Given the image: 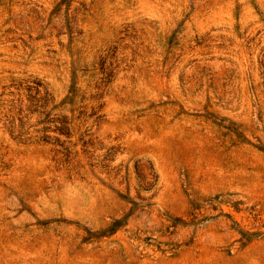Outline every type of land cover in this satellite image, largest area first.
Returning <instances> with one entry per match:
<instances>
[{"label": "rangeland", "instance_id": "1", "mask_svg": "<svg viewBox=\"0 0 264 264\" xmlns=\"http://www.w3.org/2000/svg\"><path fill=\"white\" fill-rule=\"evenodd\" d=\"M0 264H264V0H0Z\"/></svg>", "mask_w": 264, "mask_h": 264}]
</instances>
